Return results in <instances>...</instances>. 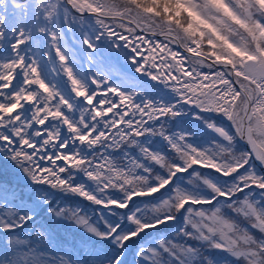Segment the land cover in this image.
Masks as SVG:
<instances>
[{
    "label": "snow or ice",
    "instance_id": "6c2138e0",
    "mask_svg": "<svg viewBox=\"0 0 264 264\" xmlns=\"http://www.w3.org/2000/svg\"><path fill=\"white\" fill-rule=\"evenodd\" d=\"M0 264H264V0H0Z\"/></svg>",
    "mask_w": 264,
    "mask_h": 264
}]
</instances>
